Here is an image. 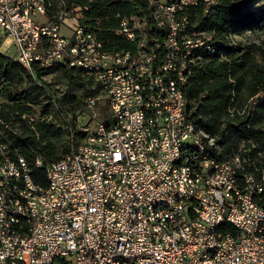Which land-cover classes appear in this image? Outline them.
I'll use <instances>...</instances> for the list:
<instances>
[{"label":"built area","instance_id":"1","mask_svg":"<svg viewBox=\"0 0 264 264\" xmlns=\"http://www.w3.org/2000/svg\"><path fill=\"white\" fill-rule=\"evenodd\" d=\"M196 2L159 1L149 20L143 18L142 50L108 56L95 33L76 29L79 7L67 24L64 12L49 22L44 1L0 0L5 51L13 47L27 69L64 64L99 85L62 125L72 130L74 157L64 154L45 168L51 191L34 183L24 158L11 161L0 152V188L10 194V202L0 197V264H264V208L257 202L264 188L257 177L245 173L240 184L238 172L216 166L213 156L192 161L193 178L183 175L179 144L203 145L190 136L189 102L178 97L173 72L183 68L185 78L179 60H200L212 42L205 33L188 34L186 19L176 20L175 11ZM130 25L121 19L117 33L132 41ZM62 26L70 36L61 34ZM148 29L164 32L159 65H152ZM175 30H183L186 44L176 43ZM191 47H201L200 56H191ZM130 52H137L136 63H128ZM154 69L166 71L174 102L159 99ZM141 72H148V85H140ZM164 107H172V118L162 116ZM124 118H131L130 129H123ZM37 119L52 121L50 115ZM164 120H173V129L164 128ZM35 166H42L39 159ZM160 203L169 210L156 212ZM4 216L16 219L17 231L4 226ZM214 223L223 230L209 236Z\"/></svg>","mask_w":264,"mask_h":264},{"label":"trees","instance_id":"2","mask_svg":"<svg viewBox=\"0 0 264 264\" xmlns=\"http://www.w3.org/2000/svg\"><path fill=\"white\" fill-rule=\"evenodd\" d=\"M159 1L44 0V5L49 22H58L60 12L72 13L79 7L82 15L76 24L85 32L95 33L107 52L117 53L137 47L136 41L117 33L121 19L136 16L149 20L148 14ZM254 3L255 0H197L195 5H182L175 11L176 20L186 19L188 34L205 33L217 49V53L203 52L197 59L183 92L189 102L190 120L214 140L211 156L216 162L239 158L240 166L233 167L240 184L245 173L264 177V40L251 42L245 36L264 30V6L254 7ZM160 34L154 32L162 40ZM200 54L199 51L194 56ZM15 59V55L0 52V107L7 104L20 109L24 127L16 128L0 119V152L11 161L24 158L34 183L45 188V168L70 148L72 130L62 129V125L68 123V114L83 110L85 99L96 94L99 85L64 64L48 70L37 66L27 69ZM51 73H59L66 81V89L59 97L42 80ZM75 87L81 91L79 97L72 93ZM44 100L56 103L57 114L62 116L59 124L52 122L56 120L48 105L42 104ZM36 106L42 116L50 115L52 121L33 118ZM36 159L41 161V167L35 166ZM257 202L264 208V194Z\"/></svg>","mask_w":264,"mask_h":264},{"label":"bare ground","instance_id":"3","mask_svg":"<svg viewBox=\"0 0 264 264\" xmlns=\"http://www.w3.org/2000/svg\"><path fill=\"white\" fill-rule=\"evenodd\" d=\"M44 1V0H41ZM131 26L130 32L133 34V40L137 42V47L134 51H140L144 47V42H146V25H144V19H138L130 17ZM77 23V22H76ZM76 29L78 32H85L78 24H76ZM182 30H175L176 43L186 44L185 33H181ZM149 40L151 44L154 45L155 56L152 58V65H159V61H163L165 57V46L163 44V39L159 40L154 36V32L149 33ZM201 52V47H191V56L195 53ZM203 52L210 54L217 53L216 47H210L208 49H203ZM101 54L108 56L118 55L117 53H109L104 47H101ZM20 64H22L21 58L15 57ZM197 59L195 57H189L187 60H179V67H187V72H185V78L183 73V68H175L173 72L174 86L177 87V93L179 98H185L183 92V86L185 85V79L192 74L193 67L196 65ZM137 62V52H130L128 54V63ZM25 68L26 65L22 64ZM154 76H157L158 81V96L159 99L166 100L167 102H174V97H176V90L171 89L169 76H167L166 71H161V69H154ZM140 85H148V72H141ZM124 100H131V93H124ZM162 116L164 118H172V107L162 108ZM180 127H187V118H180ZM131 128V118L123 119V129ZM164 128L173 129V120H164ZM189 132L191 138L203 146H193L191 150V143H180L179 153L181 154V163H183V175L184 178H193L192 161H200L207 157H211L214 140L208 137L205 133L200 131L196 124L189 118ZM65 157H74V147H70L68 153ZM216 166H224L226 170L230 172H235L233 165L230 162H216ZM47 186L44 191H51L50 175L46 174ZM257 185L264 188V177L257 178ZM0 197H2L3 202H10V194L7 188H0ZM169 210V203H160L156 205V212H166ZM4 226L7 227L9 231H17L18 223L13 216H4ZM23 226H30V218H23ZM223 230V223H214L213 228L209 229V236H216L221 234Z\"/></svg>","mask_w":264,"mask_h":264},{"label":"rangeland","instance_id":"4","mask_svg":"<svg viewBox=\"0 0 264 264\" xmlns=\"http://www.w3.org/2000/svg\"><path fill=\"white\" fill-rule=\"evenodd\" d=\"M254 7H258V6H264V0H255V3L253 4ZM75 13L77 12L74 11ZM78 14V13H77ZM80 14V12H79ZM66 18L67 21L66 23H71V15L72 13H66ZM61 34H63L64 36H70V31L68 28H66L65 26H62L61 28ZM249 41L251 42H256L258 43L261 40H264V30L262 31H257L256 33H247L245 35ZM0 38L4 39L5 35L4 34H0ZM237 39V38H236ZM0 50L3 51V53H5V47L4 46H0ZM7 52V51H6ZM8 52L11 55H15V50L12 47L10 50H8ZM42 80L45 81V83H47L50 86V89L52 91H56V95L57 97L60 96L61 92H64L66 89V81L59 75V73H51L49 75H46L44 77H42ZM72 93L76 96H80V89L79 87H75L72 91ZM43 105H48V109L49 112L52 113L53 115V119L56 120V122H60V119H62L61 114H57V110H56V103H54V101L52 100V102L46 101L44 100L42 102ZM34 112L32 115L33 118L37 119L38 117H40V113H42L41 109H39L37 106L33 108ZM22 111L20 109H17L11 105H3L0 107V119L7 124H10L16 128H22L24 127L23 122H22ZM238 158V157H237ZM233 162H230L232 165H234V167H239L240 166V160L238 159H233Z\"/></svg>","mask_w":264,"mask_h":264},{"label":"crops","instance_id":"5","mask_svg":"<svg viewBox=\"0 0 264 264\" xmlns=\"http://www.w3.org/2000/svg\"><path fill=\"white\" fill-rule=\"evenodd\" d=\"M0 52H1V53H3V51H1V50H0ZM5 53H8V54H10L9 52H6V51H5ZM14 53H15V52H14Z\"/></svg>","mask_w":264,"mask_h":264}]
</instances>
